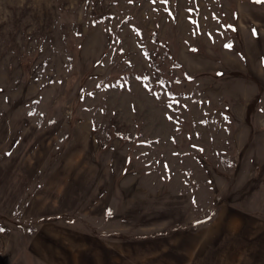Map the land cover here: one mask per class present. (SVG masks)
Segmentation results:
<instances>
[{"label":"rangeland","instance_id":"obj_1","mask_svg":"<svg viewBox=\"0 0 264 264\" xmlns=\"http://www.w3.org/2000/svg\"><path fill=\"white\" fill-rule=\"evenodd\" d=\"M0 264H264V2L0 0Z\"/></svg>","mask_w":264,"mask_h":264},{"label":"snow or ice","instance_id":"obj_2","mask_svg":"<svg viewBox=\"0 0 264 264\" xmlns=\"http://www.w3.org/2000/svg\"><path fill=\"white\" fill-rule=\"evenodd\" d=\"M130 2H131V0H130ZM257 2H264V0H257ZM253 34H254V35L256 34V33H255V30H254ZM226 47H231V45H226ZM109 214H110V213H109Z\"/></svg>","mask_w":264,"mask_h":264}]
</instances>
